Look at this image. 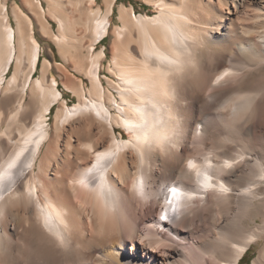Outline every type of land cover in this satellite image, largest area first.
<instances>
[{"label": "bare ground", "instance_id": "1", "mask_svg": "<svg viewBox=\"0 0 264 264\" xmlns=\"http://www.w3.org/2000/svg\"><path fill=\"white\" fill-rule=\"evenodd\" d=\"M19 1L0 0V264H241L255 245L264 264V0L122 2L113 29L118 0Z\"/></svg>", "mask_w": 264, "mask_h": 264}, {"label": "rangeland", "instance_id": "2", "mask_svg": "<svg viewBox=\"0 0 264 264\" xmlns=\"http://www.w3.org/2000/svg\"><path fill=\"white\" fill-rule=\"evenodd\" d=\"M13 1L14 0H9V4L12 5L11 3H13ZM17 1L20 2L19 0H17ZM41 1L43 3V6L45 8H47L48 2L46 0H41ZM122 2H124L126 4H129V3L132 2V3L135 4V6L137 8L142 6V4L144 6H147V8H151L152 7V6L148 5V4H145L142 0H118V4L115 6V12L112 15V27H111L112 29H113V26H115V25L120 23V20H119V17H118V8H119V4L122 3ZM96 6L97 7L100 6L103 10H105V4H104L103 0H97ZM96 6H95V8H97ZM51 22H52L53 27L55 29H57V27H58L57 21L51 19ZM111 33H112V31H111ZM111 33H110V35L107 36L108 40H107V42H105V45H106V48H107L108 57H110V53H109L110 48L109 47H110V45L112 43L111 41L113 40V34H111ZM36 35H38L37 37L39 38L41 44L44 46V50H45L44 54L46 56H48L49 58H51L52 60L56 59L58 61H62V58H61V56L59 55V52H58L57 45L52 40L44 38L39 33L38 28H36ZM101 46H102V43H100L98 45V47H101ZM13 68L14 67H12L11 71L9 72V74L12 72ZM72 68H73V64L70 62L69 64H66V66H64V71L66 70L68 75H73V78H72L73 80H74V78L75 79L78 78L77 80L82 78L83 81L85 82V84L87 83L88 85H90V80L86 76H83L84 74H82V73L79 74V72L73 70L74 68L73 69ZM55 72L58 74L56 69L54 70V73ZM57 76H58V78H61L59 75H57ZM69 77H72V76H69ZM60 86H61L60 88H61L62 91H64V92L67 91L62 84H60ZM62 87H63V89H62ZM66 94H67L66 97H67L68 101L70 102V104H72L74 102V100H78L77 95H74L71 91H67ZM51 117H53V115H51ZM259 248H260L259 245H255L251 250H249V252L242 259L241 264H247V263L253 264V259L257 256Z\"/></svg>", "mask_w": 264, "mask_h": 264}, {"label": "trees", "instance_id": "3", "mask_svg": "<svg viewBox=\"0 0 264 264\" xmlns=\"http://www.w3.org/2000/svg\"><path fill=\"white\" fill-rule=\"evenodd\" d=\"M107 40H108V37H105L103 40H102V44H104V42H107ZM247 264H250V263H247Z\"/></svg>", "mask_w": 264, "mask_h": 264}, {"label": "snow or ice", "instance_id": "4", "mask_svg": "<svg viewBox=\"0 0 264 264\" xmlns=\"http://www.w3.org/2000/svg\"><path fill=\"white\" fill-rule=\"evenodd\" d=\"M171 191H172L173 193H175V189H172ZM165 218H166V217H165Z\"/></svg>", "mask_w": 264, "mask_h": 264}]
</instances>
